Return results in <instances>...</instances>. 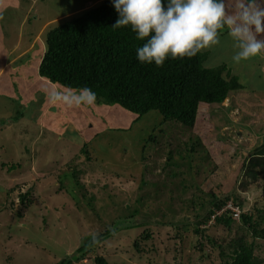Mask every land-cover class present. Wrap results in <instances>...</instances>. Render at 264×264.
I'll list each match as a JSON object with an SVG mask.
<instances>
[{"label": "rangeland", "instance_id": "obj_1", "mask_svg": "<svg viewBox=\"0 0 264 264\" xmlns=\"http://www.w3.org/2000/svg\"><path fill=\"white\" fill-rule=\"evenodd\" d=\"M98 3L0 0V44L11 46L19 32L22 46L27 35L35 43L26 57L0 65V129L10 124L0 132V264H66L105 231L111 236L73 263L220 264L193 233V218L212 196H230L245 212L264 208V175L254 181L242 169L264 150V55L234 63L228 41L221 55L210 51L230 95L201 106L193 128L102 102L49 111L52 88L38 75L46 34ZM233 219L229 236L213 220L202 228L225 242L250 238ZM254 254L264 264V242Z\"/></svg>", "mask_w": 264, "mask_h": 264}, {"label": "trees", "instance_id": "obj_2", "mask_svg": "<svg viewBox=\"0 0 264 264\" xmlns=\"http://www.w3.org/2000/svg\"><path fill=\"white\" fill-rule=\"evenodd\" d=\"M118 19L113 0H100L50 29L38 65L40 78L60 87L90 88L96 93L97 102L117 105L137 119L157 111L164 122L175 121L187 128L194 127L200 104L222 105L227 100L229 84L218 74L202 68L205 55L199 53L191 59L169 57L163 67L154 62L142 64L136 50L146 41L137 39L130 26L113 27ZM242 169L254 181L263 176L264 150L251 155ZM211 199L206 213L193 218L195 236L206 238L207 245L217 251L220 264H261L254 253L264 242V208L256 209L255 213L245 212L243 204H236L230 196ZM228 203L239 209L238 226L246 229L249 241L241 234L226 242L205 234L208 229L202 226L213 220L214 226L222 227L230 235L234 219L232 210L226 208ZM203 207L200 204V209ZM220 210L223 211L219 215ZM184 223H188L186 219ZM111 234L105 231L84 242L66 264L82 260ZM133 246L137 248V243ZM95 263L107 264L102 258H96Z\"/></svg>", "mask_w": 264, "mask_h": 264}, {"label": "clouds", "instance_id": "obj_3", "mask_svg": "<svg viewBox=\"0 0 264 264\" xmlns=\"http://www.w3.org/2000/svg\"><path fill=\"white\" fill-rule=\"evenodd\" d=\"M113 5L119 14L113 27L130 26L146 41L136 50L142 64L163 67L169 57L191 59L219 46L225 33L233 42L234 63L264 55V0H113ZM47 99L78 108L95 106L97 95L87 87L62 86Z\"/></svg>", "mask_w": 264, "mask_h": 264}, {"label": "crops", "instance_id": "obj_4", "mask_svg": "<svg viewBox=\"0 0 264 264\" xmlns=\"http://www.w3.org/2000/svg\"><path fill=\"white\" fill-rule=\"evenodd\" d=\"M22 35H23V33L22 32H19L18 35H17L18 38L16 39L15 43L12 44L11 46L5 47V46H3L4 44L1 42V44H0V47H1L0 51H4V54L2 55L4 57L2 58V61H0V65H2L3 67H6L8 65V63H11V61H9L7 59L10 55H12V54L15 55L14 58L12 59V61L14 62L16 60H19V59H22V58L26 57L31 52V50L33 49V47L35 45L34 39L33 40L32 39H29V37H28L29 35H27L26 42L22 46V41H23L22 40V38H23ZM35 38H37V37H35ZM5 39H6V34H5ZM226 41H228L230 43H233L231 41V39L225 33V34H222L221 44L219 45L220 47L219 46H216V47H213V49H208V50L202 51L204 53L205 57H206V55L208 53V58H207V60L203 61L202 68L205 69V70H209V71L212 70L214 73L218 74L222 78H224V77L221 75L220 66L218 67V65L220 64L221 60H219V59L213 60V58H214L213 55L212 54H209V53H210V51H216V52L217 51H220L217 54H220L221 55V52L228 51L229 48L227 46H224L225 48L222 47L223 44H228ZM40 60H41V58H40ZM40 60H39V62H40ZM224 80H225V78H224ZM45 81H46L44 83L45 85L48 84L50 86V88H52V90L55 89V88L51 87V86H53L52 83L48 82L47 80H45ZM44 90H46V88H43V90H42L43 92L42 93L45 92ZM52 106H53V103L50 102L48 104V106H47L46 109L49 108V111H50L51 108H52ZM201 106H206V105L205 104H200L199 105V108ZM9 126H10V124H8V125L2 124L1 125V129H0V132L8 131ZM32 180L33 179L31 178L30 179V182H32ZM38 185H40V184H38ZM40 187H42V185ZM1 211L2 210L0 209V213H1Z\"/></svg>", "mask_w": 264, "mask_h": 264}, {"label": "built area", "instance_id": "obj_5", "mask_svg": "<svg viewBox=\"0 0 264 264\" xmlns=\"http://www.w3.org/2000/svg\"><path fill=\"white\" fill-rule=\"evenodd\" d=\"M226 208L232 210V212H233V218H239L240 211H239L238 208L232 207L230 203L226 206ZM222 211H223V210H221L220 213H221ZM218 214H219V213H218ZM72 264H75V263H72Z\"/></svg>", "mask_w": 264, "mask_h": 264}]
</instances>
